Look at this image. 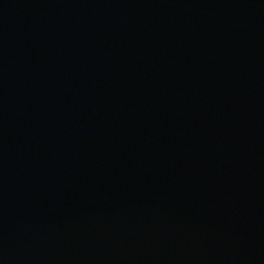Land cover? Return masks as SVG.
<instances>
[{"label": "water", "instance_id": "95a60500", "mask_svg": "<svg viewBox=\"0 0 264 264\" xmlns=\"http://www.w3.org/2000/svg\"><path fill=\"white\" fill-rule=\"evenodd\" d=\"M0 264H264V0H0Z\"/></svg>", "mask_w": 264, "mask_h": 264}]
</instances>
